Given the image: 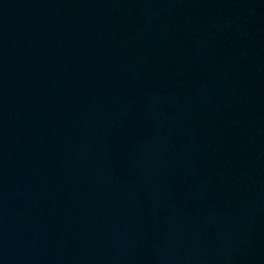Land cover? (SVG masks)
I'll use <instances>...</instances> for the list:
<instances>
[{"label":"water","instance_id":"95a60500","mask_svg":"<svg viewBox=\"0 0 264 264\" xmlns=\"http://www.w3.org/2000/svg\"><path fill=\"white\" fill-rule=\"evenodd\" d=\"M0 264H264V0H0Z\"/></svg>","mask_w":264,"mask_h":264}]
</instances>
